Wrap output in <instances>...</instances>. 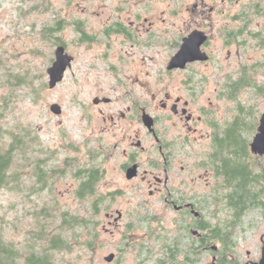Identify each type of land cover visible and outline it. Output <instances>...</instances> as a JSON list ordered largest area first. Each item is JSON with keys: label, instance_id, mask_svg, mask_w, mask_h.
<instances>
[{"label": "rangeland", "instance_id": "rangeland-1", "mask_svg": "<svg viewBox=\"0 0 264 264\" xmlns=\"http://www.w3.org/2000/svg\"><path fill=\"white\" fill-rule=\"evenodd\" d=\"M94 1L100 8V0ZM247 1L239 0L241 3ZM183 2L210 5L221 3V0H159L158 5L162 10L169 3L176 6ZM92 4L93 0H0V145L8 147L14 142L15 136H21L27 142L24 151L14 152L10 168V172L17 173L20 178L19 189H0V236L24 252V246L29 242L39 246V233L43 225L48 229V237L62 232L70 243L69 249L55 248L51 252L54 264H134L141 258V253L142 256L143 253L150 256L149 264H157L156 259L164 256L165 250L161 253L162 250L159 248L157 252L156 248L163 242V237L171 241V220L163 216L157 221L160 231L154 235L156 238L148 237L146 229L150 225L141 218L151 215L152 209L140 207L144 200L128 192L127 188L131 184L122 185L123 194L109 197V191L111 193L116 188L106 185L111 172L99 181V193H106L108 198L100 202V207L103 206L104 210L111 205L113 215L109 218L102 210L93 216V199L90 195L80 198L77 188L80 184L68 176H54L57 173L54 171L71 154L78 155L83 161L79 163L80 169L86 168V156L97 155L99 141L104 137L101 126L109 125L103 117L117 109L126 111L130 91L134 95L137 92L145 102H150L157 84L160 87L167 83L183 87L175 80L179 81L180 76L173 78L166 72H160L166 67L171 55L170 46L164 39H155V44H147L149 41L144 35L142 44L135 49L116 39L78 41L75 21L96 19L98 7ZM187 16L185 14L180 19L184 20ZM60 24H63L62 27ZM159 25L160 28L166 26L161 22ZM179 26L183 27L184 23L180 21ZM60 39L75 59L64 80L56 87L49 88L47 69L55 59L57 46L62 45L58 41ZM262 51L250 47L246 54L241 53L239 60L242 64L256 62ZM126 52L136 54L129 60ZM128 60V67L140 68L142 71H137L141 81L135 86L136 91L118 86L121 80L118 82L116 78L122 79V76L113 70L114 66L122 68ZM131 77L125 76V79L133 82ZM207 77L210 84L207 83L204 97L211 94L210 88H214L219 78L216 75ZM162 78L166 80L162 81ZM255 80L264 85V69L255 73ZM254 90L251 87L240 89V102L244 107L240 115L246 119L251 116L250 127L256 126L254 133L249 136L250 142L257 132L258 117L264 112V92L255 94ZM96 96L111 97L113 103L101 102L96 105ZM54 103L62 106L60 114L51 110ZM219 105L224 112L221 120L230 121L234 114L231 110L233 104L222 99ZM227 112L228 115L225 114ZM195 146L197 149L204 148L203 145ZM257 159L264 167V157ZM40 160L50 177L46 179V187L30 195L31 189H40L44 185L33 176ZM95 162L98 164V160ZM14 183L11 185L14 186ZM100 194L95 197L98 198ZM44 207L52 214L43 216L40 210ZM137 210L139 214L135 213ZM118 211L123 213L121 219ZM63 213H67V217L95 218V221L91 222V226L73 228L65 225ZM116 217L117 220H114ZM130 222L134 225L132 231L127 227ZM239 228L235 250L230 253V258L234 260L232 264H254L260 261L264 249V214L248 213ZM158 237L161 241L157 240ZM43 244L47 245L48 241H43ZM111 253L116 254L113 263L106 261ZM178 257L183 258V254ZM178 257L175 264H183ZM201 259L203 264L210 263L211 253L202 254Z\"/></svg>", "mask_w": 264, "mask_h": 264}, {"label": "flooded vegetation", "instance_id": "flooded-vegetation-1", "mask_svg": "<svg viewBox=\"0 0 264 264\" xmlns=\"http://www.w3.org/2000/svg\"><path fill=\"white\" fill-rule=\"evenodd\" d=\"M158 3L159 0H100L99 8L93 0L91 6L98 7L97 17L75 21L77 40L116 39L135 49L142 44L144 35L149 41L147 44H155V39H164L170 46L171 55L160 72H166L173 78L180 76L179 81L175 80L183 87L171 83L160 87L157 84L154 89L157 92L150 102L130 91L126 111L117 109L103 117L109 125L101 126L104 137L99 141L97 155L86 156L88 160L83 174L78 167L83 161L78 155L71 154L54 171L57 172L54 176L70 177L80 184L78 192L83 180L95 181L94 191L90 194L92 214L97 215L102 210L109 218L113 215L111 205L104 210L103 206L100 207L107 194L99 193V181L111 172L106 185L116 188L111 193L109 191V197L123 194L122 185L131 184L128 192L144 200L140 207L152 209L151 215L138 217L150 225L146 229L148 237L156 238L154 235L160 231L158 220L164 217L171 220V241L163 237V242L156 248L157 252L160 248L161 253L165 250L164 256L156 259L157 264H175L181 253L183 258L178 257L179 262L201 264L202 254L208 252L211 253V262L204 264H232L234 260L230 253L235 250L237 232L248 213L243 211L240 215L239 206L235 205L239 202L238 184L224 172L223 155L227 150L221 144L227 127L240 116L241 109L244 111L240 102V82H248L245 87L253 86V82L260 85L255 80V73L264 69V0H248L246 3L221 0V3L210 5L183 2L174 6L169 3L162 10ZM185 14L188 16L180 19ZM180 21L184 23L183 27L179 26ZM160 22L166 26L160 28ZM60 25L62 27L63 24ZM197 35L198 38L194 37ZM191 37L193 40L189 47L194 49L201 43V56H206V59L174 62L176 66L171 67L185 40ZM58 41L63 45L61 39ZM250 47L263 51L256 62L242 64L239 60L241 53L246 54ZM126 53L129 60L136 54ZM129 60L122 68L114 66L113 70L122 76V79L116 78L118 82L121 80L118 86L136 91L135 86L141 81L137 71H142L128 67ZM208 75L219 78L214 88H210L211 94L204 97ZM125 76H133L130 78L133 82L126 80ZM260 86L264 91V85ZM95 99L96 105L113 103L111 97L96 96ZM222 99L233 104L231 110L234 114L230 121L221 120L224 112L219 102ZM147 114L151 118L150 126L145 122ZM195 145H203L204 148L197 149ZM261 157L264 156L256 159ZM90 170L95 171L97 180L93 179ZM97 194H100L98 198L95 197ZM138 210L135 213L139 214ZM118 214L121 219L123 213L118 211ZM133 226L130 222L128 230L132 231ZM157 240L161 241V238ZM111 254H114V259H106L109 263L116 259V254ZM139 257L134 264H149L151 260L144 253Z\"/></svg>", "mask_w": 264, "mask_h": 264}, {"label": "trees", "instance_id": "trees-1", "mask_svg": "<svg viewBox=\"0 0 264 264\" xmlns=\"http://www.w3.org/2000/svg\"><path fill=\"white\" fill-rule=\"evenodd\" d=\"M18 78L19 77H17V79ZM245 83L246 82L243 81L240 82V89L248 84V82ZM250 87L255 89V94L256 92H264L262 86L258 85L256 82H253V86ZM251 120L252 119L247 120L246 117L241 115L237 117L236 121L232 122L225 130L226 137L221 144V146L227 150L223 155V163L225 165L224 172L225 174H229L238 184L237 198H239V202L235 205L239 206L240 215H242L241 213L243 211H245L246 214L251 212H260L264 214V167L260 165L259 160H257L256 157L254 158L249 151V136L256 130V126L255 128L250 127L249 123ZM228 137L229 141L227 140ZM26 143L23 137L15 136L14 142L8 147H2L0 145V189H19L20 178L17 173H11L10 168L14 152L19 150L24 151L26 149ZM42 166L43 161H38L34 168L33 176L37 177V181L42 184L44 183V185L40 189L34 187V191L31 189L30 195H32V192L36 194L39 190L47 186L46 179L50 177V175L48 173L49 171L45 170ZM90 172L94 175L93 179L97 180L95 171L90 170ZM80 174H83V168L80 169ZM80 177L83 178L82 176ZM94 182L87 179L83 180L79 190L81 199L94 191ZM13 183L14 186L11 185ZM40 213H43V216L52 214L46 207L42 208ZM63 214L62 220H64L65 225H71L73 228L91 226V222L95 221L94 218L67 217V213ZM40 217H42V215ZM39 234V246L37 247L34 242H29L24 246V252H21L13 243L6 241L0 236V264H54V261L51 259V252L54 251L55 248H70V243L63 237L64 234L62 232L55 233L54 236L48 237V229L42 225ZM45 240L48 241L47 245L43 244ZM192 254L195 255L196 253L192 252Z\"/></svg>", "mask_w": 264, "mask_h": 264}, {"label": "water", "instance_id": "water-1", "mask_svg": "<svg viewBox=\"0 0 264 264\" xmlns=\"http://www.w3.org/2000/svg\"><path fill=\"white\" fill-rule=\"evenodd\" d=\"M196 38L199 37V35L194 36ZM193 40L191 37L190 39L187 38L185 40V43L180 50V52L175 56L173 59V62L171 64V67H175L176 65H173L175 62H188L190 60H196L201 59L205 60L206 56H201V50H200V44L192 49L189 47V43ZM74 60V56L67 52L66 47L64 45H58L55 51V59L51 66L48 67L47 72L49 76V82L48 86L49 88L56 87L59 83H61L64 78L66 72L69 70V68L72 67V63ZM107 101L108 99H104ZM98 101L95 99V103ZM51 110L55 112L56 114H60L62 112V106L58 103H54L51 105ZM150 116L147 114L145 115V122L150 126L151 120ZM251 152L256 156H264V112L260 117L259 125L257 126V132L254 135L251 143H250ZM130 172H132L130 170ZM130 174V173H129ZM131 176V175H130ZM108 261H111L114 259V254H111L106 257ZM255 264H264V252L262 255V258L260 261L256 262Z\"/></svg>", "mask_w": 264, "mask_h": 264}]
</instances>
